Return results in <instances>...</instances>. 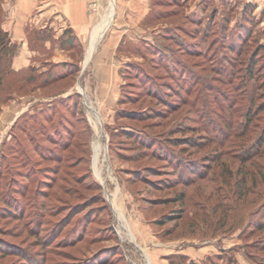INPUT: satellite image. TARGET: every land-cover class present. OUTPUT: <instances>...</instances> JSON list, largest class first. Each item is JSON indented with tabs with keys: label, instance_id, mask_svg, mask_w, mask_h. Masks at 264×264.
I'll use <instances>...</instances> for the list:
<instances>
[{
	"label": "rangeland",
	"instance_id": "1",
	"mask_svg": "<svg viewBox=\"0 0 264 264\" xmlns=\"http://www.w3.org/2000/svg\"><path fill=\"white\" fill-rule=\"evenodd\" d=\"M88 8L75 80L0 90V264H264V0Z\"/></svg>",
	"mask_w": 264,
	"mask_h": 264
},
{
	"label": "crops",
	"instance_id": "2",
	"mask_svg": "<svg viewBox=\"0 0 264 264\" xmlns=\"http://www.w3.org/2000/svg\"><path fill=\"white\" fill-rule=\"evenodd\" d=\"M88 4L89 0H2L1 28L9 34L12 42L16 43L19 48L12 61L13 70L19 71L34 67L38 71L34 64L45 66L48 63L47 60L38 59L40 52H51L55 48L60 50L76 49L60 46L59 42L64 38V35L70 34L79 42L82 49V38L91 25ZM147 13L148 11L143 14L142 20ZM69 30L71 33L66 34ZM41 37L43 39H40ZM124 42L129 41L122 34L114 45L116 56L120 55L118 53L119 44ZM34 58H37L39 62L34 63ZM57 63L59 62L54 64ZM40 72L38 71V73ZM69 91L63 94L66 96ZM112 212L114 214V209ZM135 247L137 246L135 245ZM163 261L164 264H167L165 260Z\"/></svg>",
	"mask_w": 264,
	"mask_h": 264
},
{
	"label": "trees",
	"instance_id": "3",
	"mask_svg": "<svg viewBox=\"0 0 264 264\" xmlns=\"http://www.w3.org/2000/svg\"><path fill=\"white\" fill-rule=\"evenodd\" d=\"M1 3L2 0H0V90L3 88V84H4V80L7 76H9L10 74H14V75H18V82L22 83V84H18L19 86H17V90H21L24 88V84H29L30 82H36L38 86H40L41 88H49L50 85H53V83L61 80V79H70V80H75V76L74 79H72V72H68L67 70H61V67L64 65H69L72 66L73 68H78V64L77 62H71V63H57V64H53L50 66H47L46 70L44 72H40L35 74V72L32 74V71H34V67H29L28 69L24 70V72L22 73H17L15 71H13L12 69V61L14 59V57L17 55L18 53V45L14 42H12V40L9 37V34L5 31L2 30L1 28ZM250 6V5H249ZM248 8V7H247ZM250 8V7H249ZM148 16H145V18L142 20L144 21ZM247 21H250L249 19ZM71 33V31H67L66 34ZM40 39H43V37H41ZM35 40V39H34ZM60 46L63 48H80V44L77 40H75L73 37L69 35H64V38H62L60 40ZM126 43V42H124ZM124 43H120L118 46V53H120V48L122 45H124ZM81 49V48H80ZM54 67V69H52ZM61 70V71H60ZM72 71V70H70ZM69 77V78H68ZM8 86V87H7ZM6 86V93L4 96H2L0 98V112H1V106L5 105L8 101H10L12 99V95L10 93H8L9 90V84H7ZM67 90H63L61 91L60 94L65 93ZM60 94H56V97H52L51 101H54L53 104L57 103L58 101L63 104V103H67L70 101V94H67L65 97L61 96ZM77 96L78 98V102H74L77 105H79V96L78 94H74ZM64 111H67V108H63ZM79 110V109H78ZM25 113H23L21 116H23ZM80 115V113H78ZM19 119V117H18ZM18 119H16L15 121H17ZM105 197V196H104ZM106 202H108V206L110 207V211H111V205L109 203V200L107 198ZM8 211H11L10 209H8ZM111 215H112V224L113 222V212L111 211ZM112 229L115 231V225H112ZM120 245H121V249L126 250L127 245L123 242L120 241ZM262 247H264V243L262 244ZM264 251V249L262 250ZM125 253V252H124ZM127 253V252H126ZM127 256V255H126ZM168 259V264H194L192 263L191 260H189L188 258H186L185 256L182 255H170L167 257ZM126 262H127V257H126ZM208 262L211 263L210 260H208ZM232 264H237L236 262H231Z\"/></svg>",
	"mask_w": 264,
	"mask_h": 264
},
{
	"label": "bare ground",
	"instance_id": "4",
	"mask_svg": "<svg viewBox=\"0 0 264 264\" xmlns=\"http://www.w3.org/2000/svg\"><path fill=\"white\" fill-rule=\"evenodd\" d=\"M111 11H112V9L110 8V9L108 10L107 15L105 16V20H104L103 24L106 22V20H107V18L109 17ZM103 24L101 25L100 30H101ZM100 30L98 31V34L100 33ZM99 35H100V34H99ZM93 47H94V44H92V45L89 47L88 52H87V53H88L87 55H89V53L92 51Z\"/></svg>",
	"mask_w": 264,
	"mask_h": 264
}]
</instances>
